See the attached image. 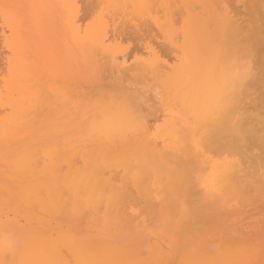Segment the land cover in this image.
<instances>
[{
    "label": "rangeland",
    "instance_id": "rangeland-1",
    "mask_svg": "<svg viewBox=\"0 0 264 264\" xmlns=\"http://www.w3.org/2000/svg\"><path fill=\"white\" fill-rule=\"evenodd\" d=\"M86 1L88 3L85 2V0H79V2H78V0H74V2L77 4V8L79 11L78 16L83 15V18H84V20L81 21L80 18L81 19H83V18L80 16L79 17L80 22L78 21V24L80 26H81V24L84 25V26H81V28L83 30H85L90 25L95 23V21L97 22L100 18L105 17V20H107V22L109 23V26L112 25L111 27H109V29H111L110 31H113L112 35H111V32L109 33V35L112 36V39L110 42L111 46L115 47L119 50H122L125 54L127 53L128 55H129L128 51L129 50L132 51L134 49L132 51V56H133L132 59L133 60L132 59L130 60V58L132 57L131 55H129V56L127 55L131 64L136 62V60L138 58H140L139 56L142 57V55H144L148 51H154V52L158 53V55L160 57L162 56L161 58L164 60H169V59L173 58L170 60V61H173L172 63H174V62L180 63L183 61V59H182L183 53L181 51H177V52H179V53H177L173 50L170 51V47L168 48L169 45H168L166 35H164L162 33L160 35V32L157 31L156 33H159L161 38L155 36L156 30L153 31L152 27H149V28L146 27L148 31H149V29L151 31V32L149 31L150 32L149 34L150 35L152 34L151 36H149L148 33H146L147 38L146 37L144 38V36H146V34H145L146 31L143 28H145V27L142 28L143 31H141L140 33H137V34H139L138 36H137V34L135 35V33L137 32L136 29H133L130 26H128V29H127V26L125 25L126 26V29H125L124 28L125 26L123 24H121V26L123 25L122 26L123 30H122V28L120 26H118L119 23H122V21H121L122 17L117 16L115 14L114 10H112V8L109 7L110 5L107 3V0H96L97 2L104 1L102 3L96 2V4H100V6L95 5V2H93L94 0L93 1L86 0ZM228 1L229 0H227L225 2V5L229 9V12L231 11L232 15H236L235 14L236 11L238 12L239 11L238 8H240V7L236 8V6H242V4L239 3L241 0H234L235 2H233L231 0L234 3V4H232L231 7H229V5H228L231 3V1L229 3H228ZM251 1H253V0H251ZM256 1H258V3H256ZM259 1L260 0H255L254 2H252L253 3L252 4L249 0L248 1L243 0L244 4H246V7L244 8L242 6L241 10H240V12L242 11V14H240V12H238L237 15H239V16L236 15L235 17L242 18V19L245 18L246 20H249L248 22L247 21L245 22V24L248 27V35L246 38L248 40H249V38L251 39V41L249 40V44L251 42H252V44L254 43L253 45L255 46V48L253 49L254 46H252V48H251V45H249L247 43V39L245 40V42H242V48H244V46H247L246 49L248 50V52H246V53H251L252 56L254 57V60H255V58H257L256 60L259 59L258 62L261 63V61L264 60L263 59L264 58L263 57L264 48H262V47H264L263 46V44H264V39H263L264 38V35H263L264 34V23H263L264 19L263 18L264 17H262L263 16L262 12H264V11L262 8H260L261 2H260V6H259ZM26 2H27V4L24 5V7H25L24 11L22 13H20L18 16V21L23 22L27 18L28 15H32L33 16L32 18L34 19L28 25L27 32L25 34H23V38L25 41L29 42L30 47L28 49L29 50L28 56H32V61H33L32 67H36L35 72L37 73V75L35 76V79L37 82L34 83V86L33 85L31 86V89L33 92L39 93L40 95H38V102L36 104L35 109H33V113L30 116V120L28 121V123L26 125L27 128H29V131L27 133L23 134L24 135L23 137L25 140L23 141L22 137L19 135L17 137L13 138V140H14V142H20V143L24 144V145H22V147H20V149H23V150H19L18 153H20V152L24 153L25 152V154L28 153V155H29V152H30L31 156L29 155V158L31 160H36V162L41 166V168H44L48 165L50 166V165L55 164V165L63 167L62 168V170H63V169H65V166L67 165L66 169L63 170L64 173H66L69 171V169L71 167L70 159L73 160L77 156L76 153L78 150H81L83 148V149L92 151L95 147L97 149V144L95 143L94 137L91 136L89 131H90V123L93 121V119H95L96 117L98 119L100 118L99 112L101 111L100 110L101 106L108 105L111 101H116L120 104H124L125 102H128L130 104H134L132 102H129V96L132 94H130V95L128 94L125 97V99H122V97L120 98L119 96L123 92V89H120L122 91L121 93H117V91L119 92V88H116L114 90L111 89L112 91L116 90L115 93L111 91L113 94H117L116 96L111 94L110 91H105L107 86L106 87L103 86V82L106 85H107V82L108 83L111 82V84L116 85L117 84V83H115L116 80L114 81L113 77L110 78L107 75H105L106 77L103 76V78L105 77L107 80L104 79L103 81H99V80L95 79L93 77V74L89 73V70L83 65V63H81V61H78V60L75 61V64H74L75 70L72 72L71 68H70L71 62H70L69 58H67L66 55L62 56L61 50L64 49V46L66 47V45H65L66 39L64 38V30H63V27L61 25H60V27L58 26L54 30H51L50 34L48 35V38L50 41H60V43L57 46H53L54 50L51 53V56L53 58L56 56H59V61H57L53 64L51 62H49L48 65H46V61L48 59V56H44V53L46 50L45 46L43 45L44 41H43L42 36L40 35V32H38V33L36 32V29H37V21L44 22L47 18L46 17L47 12H45L41 9H37L36 14H34L35 13L34 8L32 7V5L28 4V0H26ZM93 4L95 5V7L93 6ZM247 5L251 6V7L250 6L249 7L252 9L253 14L251 11H249L250 9H249V7H247ZM253 5H255L257 7H255V6L253 7ZM0 7H1L0 10L1 9L3 10V11L1 10V12H0V36H1L0 45L2 47V48H0V59L2 58L3 54L5 56V57L3 56L2 60H0V62L2 61L3 63H6V60L9 61V59H11V60L15 59L16 54L13 52L12 47L16 42L15 39H17V36L14 37L13 33L9 29V26L11 24L10 23L11 15L8 14V11L5 9V3L2 0H0ZM87 7L90 10H91V8L94 10H92L91 12H88L90 10ZM96 7H97V9H96ZM232 7H235L237 10L235 11V8H233L231 10ZM257 8L261 12H258V13L255 12V10ZM258 9L256 11H259ZM110 10H112V11H110ZM93 11H95V12L93 13ZM109 11H110V13H109ZM83 12H86V13H83ZM111 12H113L116 15V18H118V20L117 19H116V21L114 20L115 15L113 14L111 16ZM248 13H249V15H247ZM85 15H86V17L88 16L87 19H85L86 18ZM105 15H108V16H105ZM160 16L163 17L164 14L161 13ZM260 16L262 19L259 18ZM107 17L109 19H111L110 21H112V22H109V19H107ZM176 17L177 16H175L173 19H175ZM183 17L185 18L186 16L183 15ZM251 18H253V19H251ZM35 19H36V22H35ZM113 20H114V22H113ZM184 20L185 19H183V18L179 19V15L174 20V23L179 22V24L178 23L174 24V29L177 30V32H179V33L184 28ZM261 20H263V21H261ZM83 21H85L84 24H83ZM16 23H17V21H16ZM262 23H263V27L261 26ZM114 24H116V26H114ZM253 24H254V27L256 29H254L252 27ZM257 26L259 27V29ZM117 27H120L121 29H118ZM249 28L254 29L252 31V33L255 30H257L258 32L255 31L254 33H256V34H254V33L252 34L250 32L251 29L249 30ZM57 29H59V31ZM124 29H125V31H124ZM129 29H131L132 31L135 30L134 33L132 32V34H131V32H130L131 30H129ZM117 30H119L118 31L119 36H118V38H115L116 37L115 35H117L115 33H118V32H116ZM120 30L124 31V32H121ZM259 30L262 32L260 33ZM120 33H121V35H120ZM249 33L252 36L249 35ZM3 34H5L6 38H8L7 40L9 43H6L7 45H3L5 43L4 42L5 37H3ZM142 34L144 36H142ZM153 34H155L154 37H152ZM127 35H128V38H126ZM129 35H131V36H129ZM257 35L258 36L260 35V36L258 37ZM141 36L144 39L143 38L141 39L140 38ZM148 36H149V38H148ZM254 36H255V39H253ZM261 36H263V37H261ZM150 37H152V39L155 38V40L150 41V39H151ZM251 37H253V38H251ZM115 39H118V40H115ZM119 39H122V40H119ZM1 40H3V41H1ZM10 40H11V42H10ZM112 40H114V41L112 42ZM256 41H257V44L259 43L258 45H255ZM260 41L262 44L260 43ZM153 42H155V43L153 44ZM156 43H157V45H156ZM161 43L162 44L165 43L166 45H168V46H166L167 47L166 50H164L166 48L165 45H161ZM158 44H159V46H158ZM178 45L181 48L183 46V40H180ZM147 46H148V49H147ZM161 46H163V47H161ZM249 47H250V49H249ZM258 47H260V48L258 49V52L256 53L255 51H257L256 48H258ZM162 48L164 51V52L162 51L163 53H165V52L166 53L170 52V53H167V55H164L160 51V50H162ZM138 50H139V53H138ZM140 50H141V52H143V54H140L141 53ZM4 51H6V52H4ZM43 51H44V53H43ZM172 52H174V53H172ZM253 52L255 53V55H253ZM36 53H37V55L39 53L40 56H38V57L41 58L42 62L37 61V59L35 58ZM130 54H131V52H130ZM136 54H137V56H136ZM6 55L9 56L10 58H7ZM257 55H258V57H257ZM165 56H167V57H165ZM260 58H262V59L260 60ZM256 60L254 62L258 63ZM256 63H255V65H256ZM260 63L258 64L259 67H258V65L256 67L261 69L262 67H264V63L262 61V63H261L262 67H260ZM54 64H56V65H54ZM81 69H82V72L78 73ZM261 70L263 71V68ZM261 70L258 69V71H260V73H261ZM8 73H9L8 70H4L2 76L0 75V80H2L1 81L2 84H0V86H3V87H0V94L2 95V98L0 100H2V99H3L2 101L6 100L4 103L2 101H0V110L4 109V112H2V111H0V112H2V114L5 117H7V119L12 117V114H11L12 109L10 107L11 106L10 104L12 102L19 100V95L16 93H12V91L6 90L9 92L7 94H5L6 91L4 89H5V87L7 89H9L8 88L9 84H7V83L3 84V81L7 78H8V80L11 81V76ZM75 73H78V74H75ZM263 74H264V72H263ZM263 74L259 75V78H257L258 81H259V79L261 81L264 80ZM261 75H263V76H261ZM82 80H84L83 83L86 86H87V84L85 82L88 83V86L90 84L92 90H93V88L96 87V85H99V86H97L99 88L97 89V87H96L94 89L95 91H93V94H92V90H91V93L89 92V90H87L90 87L87 86L84 88L83 84H82L83 86L82 85L79 86V84H80L79 81L81 82ZM65 81H67V82L65 83ZM258 81H256V82L253 81V83L255 82L254 83L255 86L252 83V81H250L249 83H252L251 89H250V86L249 87L247 86L248 88H246V90L248 91V92L246 91L247 94L250 93V91H251V93L249 95L252 94L251 99H253V102H252L251 108H253L255 106L254 107L255 110L253 108L252 109L253 111L251 110L249 112L250 115L249 114L246 115V119H247V121L252 122L254 124L258 122V119H257L258 117L256 118V116H251L252 112H258L259 111L261 115H264V110H263L264 108H256L257 105H258V107H260L259 105L262 101L264 102V100H263L264 97L263 98L260 97L261 91L263 92L264 88L262 90L259 89L260 91L257 89V88H259V86H261V87H262V85L264 86V83L261 82L259 84ZM4 82H7V80ZM72 83H74L76 85L75 86L73 84L74 86H72V89L74 90V92L72 90H70ZM95 83H96V85H95ZM99 83L101 84V86H103L105 88L104 91L102 90L103 88L100 87ZM256 83L258 84V86ZM66 84L69 86H66ZM77 84H78V87H77ZM45 85H46V87H45ZM93 85L95 87H93ZM126 85H125V87H127ZM81 86L83 88H81ZM131 86H133V85H131ZM131 86L128 85L129 88ZM43 87H45V88H43ZM75 87L79 88V90H80V94L78 92L77 95H82L81 93L88 92V93H90L89 96L84 95V94H83V97L75 95V96H77L75 99V97H73L74 96L73 94L75 93ZM134 87L135 86H133V88H131V89H134ZM252 87L253 88L255 87L257 89L258 93L256 91H254L256 89L254 88V90H253ZM2 88H4V89H2ZM42 88L44 89L45 93L46 92L48 93V91H50L49 93H50L52 98H49V96H50L49 93L44 94L42 97L41 96ZM84 89H86V90H84ZM126 90H128V89H126ZM1 91L3 93H1ZM4 91H5V93H4ZM130 91L131 90H129V92ZM132 91H131V93L135 92V91L134 92H132ZM94 92H96L97 94H95ZM129 92H127V93H129ZM136 92H137V90H136ZM136 92L134 94H136ZM105 93L107 94L106 95L107 100L105 99L106 96L103 97ZM137 93H140L139 90ZM253 93L254 94L256 93L260 98L256 94H255L256 98L255 97L253 98V96H254ZM94 94L96 96L93 97ZM158 94L160 97H158V95H156L157 98H154V99L158 100V98H159L158 102H159L161 111L158 110L159 108L158 109L156 108V107H159V105L155 101H151V104H150L151 107L149 106L147 101L149 100V103H150V98L147 101H145V99L144 100L142 99L143 101L141 100L143 103L147 102L148 107L151 109V110L150 109H148V110L153 111L157 115V116H154L155 114L154 113L152 114V112L150 113V111H148V110L147 111L144 110V112L146 111L145 113L141 112L143 114L142 116L148 118L147 119V124L149 126L148 137L150 138L151 142L156 144V146L158 148H161V150L163 149L162 151L165 150L166 152H168V155L166 153V156L168 159H174V157L173 158H171V157L175 156L177 154V155L181 156L180 161L182 158L183 160L185 159L187 161V163L191 162L190 165L196 164V167L193 166V168H192L193 170H195L194 167L196 168V172L194 171V174H192L193 175V178H192V175H191L192 172L190 170L191 168L190 169L188 168L189 166H187V169L190 170V173H188L189 171H187V172L183 171L182 172V170H181V169H183V168H181V166L185 168L184 165L186 164V161H185L184 165H183V163H180V162L174 163V162H176L175 159H177V157H176L177 155H176L174 162H172L170 164V162L168 161L169 166H171L168 170V173H170V175L175 180H177V178H178L177 176L179 175L180 172H182V175L187 174L190 179L192 178L193 181H195L198 184V186H197V184H196V186L194 184L193 185L195 186L194 188L196 189V190L195 189L194 190L198 192V193L196 192V195H198V194H199V196L201 195L199 197V202H201V204L198 202V200H195V199H198L197 196H194L195 194L193 196L191 195V197L193 199L192 198L189 199V197H190L188 195V189L189 188L186 189L184 185H177L176 186V185H173L174 183H172V185H171L167 182H164L163 184H155L151 180H150V182H152V183H150V185L148 182L149 180L148 181L146 180L147 182L143 185L144 187L143 186L142 187L132 186V185H130V183L127 184V186L130 185L132 187V189H134L132 191L135 192L136 194L133 193L130 189H129L130 190L129 191L127 188H125V192H127V193H126V197L124 196L125 197L124 201H126L127 206H126V203L122 204L123 203L122 200H120V201L118 200L123 206L119 205V203H118L116 209H114V206H115L114 203L117 202V199L114 202H111V201H109L108 196H107V198H105L103 200V199H99L97 197L92 198V197L85 196V195H77L73 191L66 192V195H64V196L62 195V193L59 195L57 194V196H58V198H56L57 200L54 199L53 201H50L51 199L50 200L48 199L45 202V204H39V202H36L35 200H33V202H31V203H27L26 200L21 195L22 194V189H21L22 187H21L20 183H18L19 181H21L20 179H22V180L24 179L23 174L19 173L22 176L17 174L15 177L10 178L9 176L11 173L6 172L7 169L3 168L0 170V186H1V188H3L2 192H0L1 193V195H0V199H1L0 200V202H1V204H0V215L3 214L2 219H3V221L6 222V225L8 226V231H6L3 235V242L8 243V245L10 243H12L14 246L16 245L15 250H16L17 255L15 257V255L9 254L8 251H7V253L5 252V255H8V257L4 255V258H3V260H1L0 264H11V262H12V264H15V263L16 264H54V263L55 264H74V263L75 264H264V166H262L263 168L260 166V165H264V157L263 158L260 157L261 159L259 161V157H256L258 159V160H256V158L254 156L249 155V152L247 153V156H245L246 154L242 153L243 149L239 148V146L236 147V145H238V143H236V142H234V140L230 139V140H232L231 143L234 145V146H231L232 144L229 143L230 140L225 135H223L221 138H219L220 141L218 139L212 140L210 142L208 141L210 146H209V144H207L208 143L207 141H206V143H204V147L205 148L208 147L211 150L210 152H212V153H210V152L208 153L207 152V151H209V150H207L208 148L206 149L207 150L206 151L205 148H203V150H200L195 146V142L193 141V136L191 134H189L190 132L188 130L185 133V135L189 134L187 136V138L185 136L179 137L182 140H184V142H187V141L189 142L188 145H190V146L187 145L188 150L184 151L181 148V145L178 146V144L175 143V141L178 140V138H176L174 133H173V127H175L176 125L182 127V121H184L186 118L184 111H183L182 107H180V105H175V103L170 98H167L166 95L163 96L162 90ZM45 95L48 96L46 101H44L46 98ZM112 95L115 97H113ZM137 95H140V94H137ZM137 95H135V96H137ZM150 95H152V94H150ZM153 95H152V97H154ZM261 95L264 96V94H261ZM84 96L85 97L87 96V98L85 99ZM5 97L11 98V99L9 100V99H6ZM117 97H118V99H117ZM132 97H133V95L130 98H132ZM152 97H151V99H152ZM126 98H128V99L126 100ZM120 99H122V100H120ZM138 99H139V97L136 98V100H134V99H131V100L137 101ZM163 99H165V103H164ZM258 99H259V101H258ZM7 101H8V104L10 106L6 103ZM141 101L140 102L138 101L137 103L141 104L142 103ZM263 102H262L263 106L261 105L262 107H264ZM256 103H259V104H256ZM139 104H138V106H139V108H141L142 106ZM165 104L169 105V106H166ZM1 105H2V107H1ZM26 105H25L26 108H27V106L29 107V104L27 106ZM147 105H144V107L147 108L146 107ZM135 106H137V104ZM6 108H7V113L8 114L10 113L11 115H8L5 112ZM44 108L46 109L45 111H43ZM143 108H141L142 109L141 111H143ZM155 110H156V112H155ZM147 112H149V113H147ZM144 114L149 115V116L147 117ZM3 115H1V116L3 117ZM152 115L154 116V118ZM5 117H3V118H5ZM156 117H159V119H157ZM143 119H145V118H143ZM152 120H153V122H152ZM49 121L50 122L53 121L52 122L53 124L49 123ZM39 125H42V126L39 127ZM35 127H37L38 129ZM31 131H32V133H31ZM34 131H36V132H34ZM150 132H151V135H150ZM143 136H144L143 131L140 129L137 131L133 130L131 132L128 140L125 141L124 143L114 144V143H110V141L107 139H102L101 142H103L104 144L106 143L105 147H107L108 151L111 152V155L114 157V159H116V162L118 164H120V163H124L126 161L125 160L126 154L124 152L125 147H128L129 149L132 148L131 149L132 152L135 151L137 149L141 139L143 138ZM16 139H18V140H16ZM185 139L186 140L189 139V140L186 141ZM221 139L223 140V142H221L222 141ZM224 139L227 141L225 142ZM0 143H1V145L3 143V145H2L3 147L5 146V151H9V152L13 153V150H11L13 147L12 142H11L12 145H11V143L8 142V140L7 141L2 140ZM157 143H159V144L157 145ZM226 143L228 145H230L229 148L230 149L233 148V150L228 149L227 148L228 145L226 146ZM215 144L217 146H215ZM88 145H89V147H88ZM222 145L226 146V149L228 151L223 150V149H225V147ZM114 146H118L117 151H115L116 148ZM191 146H192V150H193L192 152L193 153H191V151H190V154H192L193 158L192 157L189 158L190 157L189 150H191V148H190ZM59 149H62V150H60V152H59L58 151ZM217 149H219V150H217ZM236 149H239V150L236 151ZM182 150L184 152H182ZM214 150H215V152H214ZM225 151H227L229 155L233 154V151H235L236 152L235 155L241 154L240 156L242 158H240V156H238V155H236V156L232 155L233 157H230L227 154V152H225ZM230 151H231V153H230ZM175 152H176V154H175ZM223 152H225V153H223ZM40 153H41V155H40ZM62 153H64V154H62ZM215 153H217V155ZM221 153H223L222 156H220ZM169 155H172V156L169 157ZM187 155H188V158H187ZM196 155H198V156H196ZM214 155H215V157H214ZM40 156H42V157H40ZM218 156H220V157H218ZM37 157L39 159H37ZM247 157L252 158V159H249ZM198 158H200V159H198ZM238 158L243 159V160H246V159L248 160L247 170L250 166L253 168V170L251 167H250L249 171L246 170V173L249 176H246L242 180V181H244L242 183L243 185H240V183L242 181L239 182L237 185H235L233 183H231V184L221 183L220 180L216 177L215 165L224 162L226 159H238ZM244 158H246V159H244ZM37 160H39V161H37ZM250 160H252V163ZM76 161L81 162V160L79 158ZM177 161H179V160L177 159ZM79 162L76 166H74L76 170L78 168V165L80 167ZM182 162H184V161H182ZM192 162H194V163H192ZM261 163H263V164H261ZM249 164H250V166H249ZM252 164H254V165H252ZM186 165H188V164H186ZM190 167H192V166H190ZM179 170H180V172H179ZM118 171L121 172V175H119ZM118 171L117 172H118L119 178L120 179L123 178L125 176L124 170L120 167L118 169ZM250 171H251V173H252V171L253 172L258 171V175L256 176V175H254L255 173H253L252 175H254V176H252V175H250ZM135 173H136V171H133L132 175H134ZM257 178L259 180L261 178L262 182H258L259 180ZM245 179L248 182L245 181ZM11 182H12V184H11ZM14 183H16L17 185ZM118 183L122 186L123 181H118ZM9 184L12 188H10ZM248 185H250V186L248 187ZM5 186H7V187L5 188ZM197 187H200L201 189H199ZM11 189H12V191H11ZM155 189H157V190H155ZM14 190H16V192L18 191L17 192L18 194L15 193ZM192 191L190 190V193ZM12 192L15 193V195ZM129 192H131V194L133 193L132 195H130V196H132V198H133V195L135 194L136 197L133 198V200H131L132 198L129 196ZM201 192L204 193V196L202 195ZM145 193L147 194V197L150 198L151 200L148 198L146 200ZM5 194L7 196H5ZM69 194H70V196H69ZM9 195L11 196V198L8 197ZM155 195H156V197H155ZM61 196H63V197H61ZM71 197H72V199H71ZM194 197H195V199H194ZM202 197H204V198H202ZM76 198H78V199H76ZM137 198H139L140 201ZM144 198L147 201V203L149 202L148 200H150L151 202L149 204H147L144 201ZM170 198L173 200H175V199H177V200L171 201ZM218 198H220V199H218ZM127 199L128 200L130 199L131 202H130V200H129V202H127ZM154 199H155V201H154ZM68 200H71V201H68ZM102 200L104 203H100V202H102ZM134 200H136V201H134ZM141 200H143L144 202ZM166 200H167V202H166ZM169 200L172 204H169L170 203ZM13 201L14 202L16 201V203L14 204ZM208 201H210V202H208ZM2 202H3V204H2ZM152 202H155L157 205L159 203L160 204L157 207L156 204L154 203V205L156 207H153ZM173 202L175 203L174 205L176 207L173 205ZM49 203H51V204H49ZM66 203L69 205H67ZM165 203H168V204L165 205ZM81 204H82L83 208L79 206ZM83 204H84V206H83ZM7 205L9 206L8 208H7ZM21 205L24 206L23 209L21 208L22 207ZM33 205H35V207ZM164 205H165V207H163ZM12 206L14 207V209ZM51 206H53V207H51ZM170 206H173L174 208H172ZM28 207H30L31 209L29 208V210L27 209L28 210L27 211L26 208H28ZM104 207H105V210H104ZM33 208L34 209L36 208V211H34ZM151 208H153V209H151ZM176 209L177 210L180 209V210H178V212L180 211L179 213H181V214H179L177 212L178 213L177 216L178 215L179 216L176 217V220H175L174 216L176 215V211H177ZM63 210L65 211V213H63L64 212ZM113 210H115L114 211L115 215H113V216H115V219L112 218L113 217L112 214L114 213V212H112ZM120 211H121V213H120ZM158 211H159V213H158ZM61 212H62V216L60 217L59 215H61ZM98 212L101 214L98 215ZM5 213H7V215ZM127 213H130L129 216ZM52 214H53V217L50 219L49 216H52ZM54 214L56 216L55 219H54ZM173 214H175V215H173ZM200 214L201 215L204 214L206 216H204L200 220H198L197 221L198 224H197V223H195L196 219H197L196 217L200 216ZM82 215L85 216L83 221H81V219L83 217ZM57 216H59L60 218L57 219L58 218ZM124 217H126V218H124ZM19 218H20V221H19ZM184 218H185V220H189L191 218L189 220L190 224L187 221L183 222ZM29 219L32 220L33 222L32 221L30 222ZM52 219H54V220L52 221ZM25 220H26V222H25ZM34 220H35V223H34ZM103 220H104V222H103ZM174 220L176 221L175 223H173ZM38 221H42V222H38ZM78 221H80V222H78ZM100 221H101V223H100ZM50 222H52V223H50ZM69 222H71V223H69ZM83 222H84V224H82ZM26 223L27 224L30 223L29 226H26ZM49 223H50V225H49ZM127 223L130 226V228L127 226L129 229L126 228ZM171 224H173V225H171ZM194 224L197 226L199 224L200 225L196 229V228H193V227H197V226H193ZM170 225L174 226L173 229L170 227ZM182 225H183V227H182ZM190 227L193 228L192 231H191L192 228L190 229ZM18 228H19V230H17ZM180 229H183V230H181L182 235L179 234L180 233L179 231L177 232V230H180ZM75 232H77V235L75 234ZM175 232H177L176 233L177 235L175 234ZM14 233H16V236L14 235ZM79 234L81 236H79ZM104 234H106L107 237H105L106 235H104ZM15 237H18V238H15ZM30 238H34L35 240H37L39 242H43V241L47 240V241L51 242L52 245H57L56 243H58L59 240H63V239L68 240L70 243L68 246L66 245L67 247L61 246V247H57V248L53 249L51 252V261L42 262V261H38V260L37 261L33 260V258H34L33 255L31 257L29 256V252L33 253V249L28 248V243H29ZM106 239H109V240H106ZM73 240L76 242H79V243L77 244L76 242H74V244H73ZM109 241H110V243H109ZM111 241L114 243H112ZM79 245H80V248L82 246V248H81L82 250L79 249ZM124 245H126V246H124ZM53 247H55V246H53ZM16 248L17 249L19 248V250H17ZM76 250H78V252L80 250L81 253H78ZM71 261H73L74 263Z\"/></svg>",
    "mask_w": 264,
    "mask_h": 264
},
{
    "label": "bare ground",
    "instance_id": "bare-ground-1",
    "mask_svg": "<svg viewBox=\"0 0 264 264\" xmlns=\"http://www.w3.org/2000/svg\"><path fill=\"white\" fill-rule=\"evenodd\" d=\"M2 1L5 3V9L8 11V14L11 15V17H10V23L11 24L9 26V29L13 33L14 37L17 36V39H15L16 42L12 47L13 52L16 54L15 59L14 60L9 59V61L6 60V63H3L2 61L0 62V75L2 76L4 70H8V72H9L8 74H10V76H11V81L8 80V78L4 80V81L7 80V82L3 81V84H6V83L9 84V87H8L9 89H7L5 86H4L5 89L4 88H2V89H4L5 91L9 90V91H12V93L18 94L19 100L12 102L10 104L11 105L10 106L8 104V101L11 98L5 97L6 99H9L6 103L12 109V113H11L12 117L11 118L7 119V117H5L2 114V112H4V109L0 110V111H2V112H0V142L2 140H4V141L8 140L9 143H11V142L13 143V147L11 149V150H13V153H11L9 151H5V146L3 147L2 146L3 143H2V145L0 143V170L3 168H6L7 169L6 172L11 173L9 176L10 178L15 177L19 173L23 174L24 179L23 180L20 179L21 181H19L18 183H20V185L22 187V188L20 187L22 189L21 195L23 196V198L26 200L27 203H31V202H33V200H35L36 202H39V204H45V202L48 199L49 200L51 199L50 201H53L54 199L57 200L56 199V198H58L57 194L59 195L62 193V195L64 196V195H66V192L73 191L77 195H85V196H89L92 198L97 197V198L103 199V200L105 198H107V196H108V199L111 202H114L117 199V202H116L117 204L114 203L115 204L114 209H116L118 203H119V205L126 203V201H124L125 197H126V193H127V192H125V188H127L128 190L130 189L132 191L134 189H132V187L130 185L136 186V187H142L148 180H149L148 181L149 185L152 182H154L155 184H163L164 182H167L171 185H172V183H174L173 185H176V186L177 185H184L186 189L189 188L191 191L193 190L192 191L193 193L191 192L192 193L191 194L190 190L188 189V195L190 196V197L188 196L189 199L192 198L191 195L193 196L195 194L194 196H197L198 199H195V197H194V199L198 200V202H199V197L201 195L200 196H199V194L196 195L197 191H195L196 189L194 187L196 186L197 183L195 181H193V179H192L193 178L192 174H194V171L196 172V168H195L196 164L190 165L191 162L187 163V161L185 159L183 160L182 158L180 161L181 156L177 155L176 152H175V154L177 156L176 155L175 156L177 157V159L179 161H177V159H175L176 157L172 156V155H169V157H171V156H172L171 158L174 157L176 162H174V159H168L166 156V153L168 155V152H166L165 150H164L165 152L162 151L163 149L161 150V148H158L156 146V144L151 142L150 138L148 137V135H149V126L147 124L148 118L142 116L143 114L141 112L145 113L148 109H150L147 105V102H148L149 106L151 104V101H155L159 105V102H158L159 98H158V100L154 99V98H157L156 95H158V97H160L158 93H160L161 90H162L163 96L166 95V97L170 98L175 103V105H180V107H182L184 114L186 116L185 120L182 121V127H180L178 125L173 127V133H174L175 137L178 138V140H176L175 143H177L178 146L181 145V148L184 151H187L188 146H190V145H188L189 142L187 141L189 139H187V140L185 139L187 142H184V140L179 138L181 136H183V137L185 136L187 138V136L189 134H191L193 136V141L195 142V146L198 149L203 150V148H205L204 143H206V141L210 142L212 140H217V139L220 141L219 138H221L223 135H225L226 137H228L229 140L232 139V140H234V142L238 143V145H236V147L239 146V148L243 149L242 153H245L246 154V155L244 154L245 156H247V153L249 152V155L254 156L255 158L259 157V161L261 159L260 157H262V158L264 157V115H261L259 111L258 112H252L251 116H256V118L258 117L257 118L258 122L255 124L247 121V119H246V115L249 114V112L255 107L254 106L253 108H251L252 102H253V99H251L252 94L249 95L251 93V91H250V93L247 94L248 91L246 90V88H248L250 86V89H251V84L253 83V81H255V82L258 81L257 78H259V75L263 74L264 67H262L261 63H262V61L264 63V60H262L260 63V62H258L259 59L256 60L257 58H255V60L258 63L254 62L255 60H254V57L252 56V54L246 53V52H248V50L246 49L247 46H244V48H242V42H245V40L247 39L246 37L248 35V27L245 24V22L246 21L248 22L249 20H246L245 18L244 19L237 18L235 16L238 14V12H240L242 6L244 8L246 7V4H244L243 0H241L239 2L240 4H242V6H236V8L240 7V8H238L239 9L238 12L236 11L237 9L235 7L231 8V10L233 8H235V11H236L235 14L236 15H232L231 11L229 12V9L225 5V2L227 0H107V3L110 5L109 7L112 8V10H114L115 14L117 16L122 17V20H121L122 23H119L120 25L118 24V26H120L122 28L123 25L124 26L126 25L127 29H128V26L132 27L133 29H136L137 32L135 33V35L137 33H140L141 31H143L142 30L143 27H145V28L146 27H148V28L152 27L153 31L156 30L155 33L157 31H159L160 35H161V33L166 35L169 46L166 45L165 43L164 44L161 43V45H165V47L168 46V48L170 47V51L171 50H173L175 52L181 51L183 53V58H182L183 61L182 62L172 63L173 61H170V60L173 58L169 59L170 58L169 54H168L169 60H164L161 58L162 56L160 57L158 55V53H156L154 51H148L147 53L144 52L146 55L144 54V55H142V57L139 56L140 58H138L136 60V62H134L132 64L130 63V60L133 58L132 51L134 49L132 51H130V50L128 51L129 55L132 56V57L130 56L131 58L129 60V58H128L129 55L127 53L125 54L122 50H119V49L111 46L110 42H111L112 36H110L109 33L111 32V35H112L113 31H110L111 29H109V27H111L112 25L109 26V23L107 22V20H105V17L100 18L97 22L95 21V23H93L88 28L83 30L81 28V26H84V25L81 24V26H80L78 24L79 17L81 16L83 18V15L78 16L79 11L77 8V4L74 2V0H28V4L32 5V7L34 8V11H35L34 14H36L37 9H41V10L47 12L46 20L44 22L37 21V29H36V32L37 33L40 32V35L42 36L43 41H44L43 45L45 46V49H46L45 53L46 54L44 53V51H43V53H44V56H48V59H47L48 62L46 61V65H48L49 62H51L53 64V63L59 61V56H56L53 58L51 56V53L54 50L53 46H57L60 43V41H50L48 38V35L50 34L51 30H54L55 28H57L58 26L60 27V25H61L63 27V30H64V38L66 39L65 45L67 47L66 48L64 46V49L61 50L62 56L66 55L67 58H69V60L71 62L70 68H71L72 72L75 70L74 69L75 68V66H74L75 61H77V60L81 61V63H83V65L89 70V73L93 74V77L95 79H97L99 81H103L104 79H106L105 75H107L110 78L113 77L114 81L116 80L115 83H117V84L116 85L114 84L115 86L113 84H111V82H109L110 84L107 82V85L103 82V86H105V87L107 86L106 89L103 86H101V84L99 83L100 87L103 88L102 89L103 91L105 89V91H110V93L113 94L112 92L115 93L116 90L112 91L111 89L114 90L116 88H119V92L117 91V93H121L122 91L120 89H123V92L121 93V95L119 94L120 95L119 97L120 98L122 97V99H125V97L128 94L133 95L132 98H130L132 95L129 96V102H132L134 104H130L128 102H125L124 103L125 105H124V104H120L116 101H111L108 105L101 106V109H100L101 111L99 112L100 118L98 119L96 117L95 119H93V121L90 123V131H89L91 136L94 137L95 143L97 144V149L95 147L92 151H89V150H86L83 148H82L83 150L82 149L78 150L76 153L77 156L74 158L75 160L70 159L71 167L69 166L70 169L66 173H64L63 170L66 169L67 165L65 166V169H63V170H62L63 167L55 165V164L50 165V166L48 165L44 168H41V166L36 162V160H31L29 158V155L31 156L30 152H29V155H28V153L25 154V152L24 153L23 152L18 153L19 150H23V149H20V147H22V145H24V144L20 143V142H14V140H13V138L17 137L18 135L22 137L23 141L25 140L23 137L24 136L23 134H25L29 131V128H27L26 125H27L28 121L30 120V116L33 113V109H35V107H36V104L38 102V95H40V94L33 92L31 89V86L32 85L34 86V83L37 82L35 79V76L37 75V73L35 72L36 67H32V62H33L32 56H28V54H29L28 49L30 47L29 42L25 41L23 38V34H25L27 32L28 25L32 22V20H34L32 18L33 16L28 15L27 18L23 22L22 21L19 22L18 16L20 13H22L24 11V9H25L24 5L27 4L26 0H2ZM90 1H93V0H90ZM230 1L231 0H229L228 3ZM232 1L235 2L234 0H232ZM232 1L230 4H228L229 7H231L232 4H234ZM249 1L252 3L255 0H253V1L249 0ZM78 2H79V0H78ZM85 2H87V1L85 0ZM93 2H95V5L100 6V4H96V2H97L96 0H94ZM100 2L102 3L104 1H100ZM100 2H97V3H100ZM260 2H261L260 8H262L264 11V0L259 1V6H260ZM256 3H258V1H256ZM95 5L93 4L94 7H95ZM249 6L250 5H247V7H249ZM254 6L255 5H253V7ZM250 7H249V9H250L249 11L252 12V9ZM255 7H257V6H255ZM96 9H97V7H96ZM1 10H0V12H1ZM92 10H94V9L91 8V10L88 12H91ZM112 10H110V11H112ZM256 10H255V12H257V13L261 12L259 9H258L259 11H256ZM110 11H109V13H110ZM94 12L95 11H93V13ZM83 13H86V12H83ZM161 13L164 14L163 17L160 16ZM262 13H263L262 17H264V12H262ZM113 14L114 13L111 12V16ZM240 14H242V11L240 12ZM252 14H253V12H252ZM86 15H85V17H86ZM116 15L114 17L115 21H116V19L118 20V18H116ZM178 15H179V19H181V18L185 19L184 20V28L180 33L174 29V24H177V23L179 24V22L174 23V20L178 17ZM183 15H185L186 17L184 18ZM247 15H249V13ZM105 16H108V15H105ZM175 16H177V17L175 19H173ZM237 16H239V15H237ZM87 18H88V16L85 19H87ZM259 18L262 19L261 16ZM107 19H109V18L107 17ZM251 19H253V18H251ZM80 20L82 21V20H84V18L83 19L80 18ZM110 20L111 19H109V22H112ZM114 20H113V22H114ZM16 21H17V23H16ZM85 21H83V24ZM261 21H263V20H261ZM35 22H36V19H35ZM263 23H264V21H263ZM263 23L261 25L262 27H263ZM121 24H123V25L121 26ZM114 26H116V24H114ZM126 26L124 27L125 29H126ZM120 27H117V28L121 29ZM252 27L254 29H256L254 27V24L252 25ZM145 28H143L146 31L145 34L148 33V35L151 36L152 34L151 35L149 34L151 32L150 29H149V31H150L149 32L147 30V28L146 29ZM125 29H124V31H125ZM250 29L251 28H249V30ZM254 29H251L250 32L252 33V31ZM258 29H259V27H258ZM57 30L59 31V29H57ZM122 30H123V28H122ZM129 30H131V29H129ZM118 31L119 30H117L116 32H118ZM124 31H121V32H124ZM134 31L131 30L130 31L131 34H132V32L134 33ZM255 31H257V30H255ZM261 32L262 31H260V33ZM115 34H117V35H115L116 36L115 38H118L119 32L115 33ZM254 34H256V33H254ZM120 35H121V33H120ZM138 35L139 34H137V36ZM154 35L155 34H153L152 37H154ZM160 35H159V33H156L155 36L160 37ZM249 35H251V34L249 33ZM129 36H131V35H129ZM142 36H144V35L142 34ZM142 36L140 37L141 39L143 38ZM149 36H148V38H149ZM3 37H5L4 38L5 43L3 45H7L6 43H9L7 40L8 38H6L5 34H3ZM145 37L147 38V34H146V36H144V38ZM152 37H150L151 38L150 41L155 40V38L152 39ZM261 37H263V36H261ZM0 38H1V36H0ZM126 38H128V35ZM251 38H253V37H251ZM253 39H255V36ZM115 40H118V39H115ZM119 40H122V39H119ZM180 40H183V46L181 48L178 45ZM249 40L251 41L250 38H249ZM249 40L247 39L248 44H249ZM1 41H3V40H1ZM113 41L114 40H112V42ZM10 42H11V40H10ZM154 43L155 42H153V44ZM255 43H256L255 45L259 44V43L257 44V41ZM260 43H261V41H260ZM253 44H252V42L249 44V45H251V48H252V46H254ZM156 45H157V43H156ZM158 46H159V44H158ZM263 46H264V44H263ZM161 47H163V46H161ZM0 48H2L1 45H0ZM254 48H255V46L253 47V49ZM259 48L260 47L256 48V50H257V51H255L256 53L258 52ZM262 48H264V47H262ZM147 49H148V46H147ZM166 49H167V47L164 50H166ZM249 49H250V47H249ZM141 50H140V52H141ZM160 51L162 52L163 48ZM4 52H6V51H4ZM130 52H131V54H130ZM138 53H139V50H138ZM165 53H163V54L167 55V53H170V52H167L166 54ZM172 53H174V52H172ZM177 53H179V52H177ZM263 53H264V51H263ZM140 54H143V52H141ZM253 55H255L254 52H253ZM3 56H4V54H3ZM3 56H2V58H3ZM38 56H40L39 53H38V55L36 53L35 58L37 59L38 62H42L41 58H39ZM136 56H137V54H136ZM165 57H167V56H165ZM257 57H258V55H257ZM263 57H264V54H263ZM2 58L0 60H2ZM7 58H10V57L7 56ZM261 59L262 58H260V60ZM255 63H256V65H255ZM259 63H260V67L263 68V71L261 70L262 68L260 69V68L256 67ZM54 65H56V64H54ZM258 67H259V65H258ZM258 69L261 70V73H260V71H258ZM80 72H82V69L78 73H80ZM78 73H75V74H78ZM263 75H261V76H263ZM103 76H105V77L103 78ZM263 78H264V76H263ZM84 80H82L81 82L79 81V83H80L79 86L83 84L84 86L83 85L82 86L85 88L88 86V83L85 82L87 84V86H86L83 83ZM1 81L2 80H0V82ZM250 81H252V83H249ZM66 82L67 81H65V83ZM258 82H259V84L261 82L264 83V80L261 81L259 79ZM0 84H2V82ZM73 84L74 83L71 84L70 90H72L74 92V90L72 89V86H74L75 84L74 85ZM95 85H96V83H95ZM125 85L127 87H125ZM128 85L129 86L133 85L135 87H134V89H131V88H133V86H131L129 88ZM66 86H69V85L66 84ZM82 86H81V88H83ZM97 86H99V85H96V87ZM254 86H255V84H254ZM257 86H258V84H257ZM0 87H3V86H0ZM45 87H46V85H45ZM45 87H43V88H45ZM77 87H78V84H77ZM88 87H90V88H88V89L86 88V89L89 90V92L91 93L92 89H91L90 84ZM93 87H95V86L93 85ZM260 87L261 86H259V88H257V89L262 90L264 88L263 85L261 88ZM43 88H42V93H41L42 97L44 94L47 93V92L46 93L44 92ZM95 88H93L92 94H93V91H95L94 90ZM98 88L99 87H97V89ZM254 88H253V90H254ZM77 89L79 90V88L75 87V93L73 94L74 96L72 95L73 97H75V99L77 96L83 97V94L87 95V96H89V94H90L88 92H84V93H81L82 95H77L78 92L80 94V90L78 91ZM86 89H84V90H86ZM126 89H128V90H126ZM257 89L254 91L257 92ZM129 90H131V91L133 90L132 92H134V91L136 92V90L138 92V90H139L140 93L136 92V94H134L135 92L131 93V91L129 92ZM5 91H4V93H5ZM9 91H6L5 94H7ZM49 92L50 91H48V93ZM127 92H129V93H127ZM1 93H3V92L1 91ZM94 93L97 94L96 92H94ZM95 94L93 95V97L96 96ZM137 94H140V95H137ZM150 94H152V95L154 94L153 95L154 97H152V95H150ZM255 94H254L253 98L254 97L256 98L257 94L256 95ZM261 94H264V89H263V92L261 91ZM261 94H260V97L263 98L264 96H262ZM49 95H50V93H49ZM75 95H77V96H75ZM106 95L107 94L105 93L103 97H105ZM113 95L116 96L117 94H113ZM135 95H137L139 97V99L137 101H134V100H136V98H138ZM87 96L86 97L84 96L85 99L87 98ZM115 96H113V97H115ZM47 97L48 96H46L44 101H46ZM151 97H152V99H151ZM1 98H2V95L0 94V99ZM49 98H52L51 95L49 96ZM149 98H150V103L148 100ZM105 99L107 100V96ZM117 99H118V97H117ZM122 99H120V100H122ZM127 99L128 98H126V100ZM131 99H134L133 100L134 102ZM142 99L143 100L145 99V101H147V100L148 101L143 103ZM165 99H163L164 103H165ZM2 100H0V101H2ZM5 101L6 100H4L2 102L4 103ZM138 101L139 102L141 101L142 103L139 104V103H137ZM258 101H259V99H258ZM262 102L259 105L260 107H258V105H257L256 108H264V107H262L263 106ZM26 104L27 105L29 104V107ZM136 104H137V106H135ZM138 104L142 106L141 108H143L144 105H147L146 106L147 108L144 107L143 111H141L142 109L139 108ZM256 104H259V103H256ZM25 105L27 106V108L25 107ZM166 106H169V105H166ZM1 107H2V105H1ZM156 108L157 109L159 108L158 110L161 111L160 105H159V107H156ZM5 110H6L5 112L7 113V108ZM45 110L46 109L44 108L43 111H45ZM144 110H146V111L144 112ZM150 110H148V111H150ZM254 110H255V108H254ZM151 112H152V114L154 113L153 111H150V113ZM155 112H156V110H155ZM147 113H149V112H147ZM11 114L9 113L8 115H11ZM1 115H3V117H5V118H3ZM144 115H146V114H144ZM146 116L148 117L149 115H146ZM154 116H157V115L155 114ZM154 116H153V118H154ZM143 118H145L146 120ZM156 118L159 119V117H156ZM52 122L49 121V123H52ZM152 122H153V120H152ZM40 126H42V125H39V127ZM35 128H37V127H35ZM140 129L143 131L144 136L141 139L137 149L132 152V150H131L132 148L129 149L128 147H125L124 152L126 154V159H125L126 161L124 163L118 164L116 162V159H114V157L111 155V152L108 151V148L105 147L106 143L104 144L103 142H101V140L107 139L110 141V143H114V144L124 143L125 141L128 140V138H129V136L133 130L137 131ZM187 130L190 133L185 135ZM34 132H36V131H34ZM31 133H32V131H31ZM150 135H151V132H150ZM16 140H18V139H16ZM232 140H230V142L229 141L228 142L231 143ZM224 141L226 142L227 140L224 139ZM209 142L207 144H209ZM221 142H223V140ZM12 143H11V145H12ZM158 144L159 143H157V145ZM224 145H222V146H224ZM227 145L228 144L226 143V146ZM209 146H210V144H209ZM215 146H217V145L215 144ZM226 146H224L225 149H223V150H227ZM229 146L230 145H228V147H227L228 149H230ZM231 146H234V145L232 144ZM88 147H89V145H88ZM114 147L116 148L115 151H117L118 146H114ZM190 148H191V150H189V154H190V151H191V153H193L192 152L193 151L192 146ZM207 148H205V150ZM219 149H217V150H219ZM231 149L233 150V148H231ZM60 150H62V149H59L58 151L60 152ZM183 150H182V152H184ZM207 150H209V151H207ZM207 150L206 151L208 153L211 151L209 148ZM237 150H239V149H236V151ZM227 151H225V152H227ZM214 152H215V150H214ZM225 152H223V153H225ZM210 153H212V152H210ZM223 153H221L220 156H222ZM230 153H231V151H230ZM235 153L236 152L233 151V154L229 155L227 152V154L230 157H233L232 155H234V156L238 155V154L235 155ZM62 154H64V153H62ZM215 154L217 155V153H215ZM40 155H41V153H40ZM188 155H187V158H188ZM240 155H238V156H240ZM196 156H198V155H196ZM220 156H218V157H220ZM40 157H42V156H40ZM191 157L193 158L192 154H190L189 158H191ZM214 157H215V155H214ZM78 158L81 160V162L76 161V160H78ZM240 158H242V157L240 156ZM240 158H238V159H226L225 161L223 160L224 162L215 165L216 177L220 180L221 183H223V184L224 183L225 184L233 183V184L237 185L246 176H249L246 173L248 160L246 158H244L246 160H243ZM247 158H249V157H247ZM37 159H39V158L37 157ZM198 159H200V158H198ZM249 159H252V158H249ZM256 160H258V159L256 158ZM37 161H39V160H37ZM168 161L170 162V164L172 162H174V163L180 162V163H183V165L185 164V161H186V164H188V165H186V164L184 165L186 169L181 166V168H183L181 170H182V172L183 171H186V172L189 171L188 173H190V170H191L192 178L190 179L187 174L182 175V172H180V170H179L180 173L177 176L178 177L177 180H175L170 175V173H168V170L171 167V166H169ZM182 161H184V162H182ZM250 161L252 163V160H250ZM78 162L80 164V167L78 165V168L76 170L74 166H76L78 164ZM192 163H194V162H192ZM261 164H263V163H261ZM252 165H254V164H252ZM187 166H189L188 168L189 169L191 168V169L190 170L187 169ZM190 166H192V167H190ZM193 166H195L194 167L195 170L192 169ZM249 166H250V164H249ZM260 166L262 167L264 165H260ZM120 167L125 172V176L121 179L119 178V175H121V172L118 171V169ZM250 167L248 168L247 171H249ZM252 170H253V168H252ZM117 171L119 172V175H118ZM133 171H136V173L134 175H132ZM253 173H255L254 175H256V176L258 175V171H256V172L252 171V173L250 171V175H252ZM254 175H252V176H254ZM20 176H22V175H20ZM150 180L152 182H150ZM118 181H123L122 186L119 184L120 182L118 183ZM245 181H247V180L245 179ZM243 182L244 181H242L240 183V185H243L242 184ZM258 182H262L261 178ZM129 183H130V185L127 186V184H129ZM11 184H12V182H11ZM14 184H16V183H14ZM9 186H10V184H9ZM197 186H198V184H197ZM249 186L250 185H248V187ZM6 187L7 186H5V188ZM10 188H12V187L10 186ZM197 188L201 189L200 187H197ZM2 190H3V188H1V186H0V192H2ZM155 190H157V189H155ZM11 191H12V189H11ZM14 191H15V193L18 192V191L16 192V190H14ZM15 193H13V194L15 195ZM133 193H135V192H133ZM6 194H5V196L8 195V194L7 195ZM132 194H131V192H129V196ZM135 194L133 195V198L136 197ZM0 195H1V193H0ZM145 195H146L145 197L147 200V198H148L147 194L145 193ZM202 195L204 196V193H202ZM63 196H61V197H63ZM69 196H70V194H69ZM8 197L11 198L10 195ZM130 197L132 198V196H130ZM155 197H156V195H155ZM133 198L131 200H133ZM202 198H204V197H202ZM71 199H72V197H71ZM76 199H78V198H76ZM137 199H139V198H137ZM148 199H150V198H148ZM218 199H220V198H218ZM103 200L100 203H104ZM118 200L119 201L122 200L123 203L121 204ZM129 200L127 199V202H129ZM131 200H130V202H131ZM146 200L144 198V201L147 203ZM150 200H148L149 202L147 204H149L151 202ZM175 200H177V199H175ZM175 200L171 199V201H175ZM68 201H71V200H68ZM134 201H136V200H134ZM139 201H140V199H139ZM141 201H143V200H141ZM154 201H155V199H154ZM166 202H167V200H166ZM169 202H170V200H169ZM208 202H210V201H208ZM13 203L15 204L16 201L15 202L13 201ZM154 203L155 202H152L153 207H156V206L158 207V205L160 204L159 203L157 205L155 203L156 204V206H155ZM199 203L201 204V202H199ZM0 204H1V202H0ZM2 204H3V202H2ZM49 204H51V203H49ZM167 204L168 203H165V205H167ZM169 204H172V203L170 202ZM174 204L175 203L173 202V205ZM67 205H69V204H67ZM165 205L163 207H165ZM33 206L35 207V205H33ZM79 206L82 207V204ZM83 206H84V204H83ZM126 206H127V203H126ZM8 207L9 206L7 205V208ZM23 207L24 206H22L21 208L23 209ZM51 207H53V206H51ZM170 207L174 208L173 206H170ZM29 208L30 207L26 208V210L27 209L29 210ZM36 208L35 209L33 208L34 211H36ZM13 209H14V207H13ZM151 209H153V208H151ZM104 210H105V207H104ZM178 210H180V209H178ZM178 210L176 211V215L173 214V215H175L174 216L175 220H176V217L179 216V215L177 216V214L180 212V211L178 212ZM114 211L115 210H113L112 212H114ZM62 212H61V215H59L60 217L62 216ZM63 213H65V211ZM120 213H121V211H120ZM158 213H159V211H158ZM5 214L7 215V213H5ZM100 214L101 213L98 212V215H100ZM127 214L129 216L130 213H127ZM179 214H181V213H179ZM113 215H115V212L112 214V216ZM202 215L200 214V216H197L196 222L195 221L194 222L198 224L197 221L200 220L202 217L206 216L204 214H202ZM2 216H3V214L0 215V262H1V260H3L5 252L7 253V251L9 254L15 255V257L17 255L16 250H15L16 245L14 246L12 243H10L8 245V243L3 242V235L6 231H8V226L6 225V222L3 221ZM59 216H57L58 217L57 219L60 218ZM49 217L51 219L53 217V214H52V216H49ZM55 217L56 216L54 214V219H55ZM84 217L85 216L82 217L81 221L84 220ZM112 218L115 219V216H113ZM124 218H126V217H124ZM54 219H52V221ZM175 220L173 221V223L176 222ZM189 220H185V218H184L183 222L187 221L190 224ZM19 221H20V218H19ZM31 221L32 220H30V222ZM25 222H26V220H25ZM38 222H42V221H38ZM78 222H80V221H78ZM103 222H104V220H103ZM34 223H35V220H34ZM50 223H52V222H50ZM50 223H49V225H50ZM69 223H71V222H69ZM100 223H101V221H100ZM29 224L26 223V226H29ZM82 224H84V222ZM171 225H173V224H171ZM171 225H170V227L173 229L174 226H171ZM183 225H182V227H183ZM199 225L197 226L194 224L193 226H197V227H193V228L197 229L199 227ZM127 226L130 228L128 223L126 225V228H128ZM191 228L192 227H190V229ZM193 228L191 229V231L193 230ZM17 230H19V228ZM181 230H183V229L177 230V232L179 231L180 232L179 234L182 235ZM177 232H175V234ZM75 234L77 235V232H75ZM80 234H79V236H81ZM14 235L16 236V233H14ZM104 235H106V234H104ZM105 237H107V235ZM15 238H18V237H15ZM106 240H109V239H106ZM74 242H76V241L73 240V244H74ZM69 243L70 242L68 240L63 239V240H59V242L56 243L57 245H52L51 242H49L47 240L43 241V242H39V241L35 240L34 238H30L29 243H28V248L33 249V253L29 252V256L31 257L33 255L34 256L33 260H35V261H37V260L42 261V262L51 261L52 250L57 248V247H61V246L63 247L66 245L68 246ZM76 243L78 244L79 242H76ZM109 243H110V241H109ZM112 243H114V242H112ZM53 246H55V247H53ZM124 246H126V245H124ZM19 248L18 249L16 248V249L19 250ZM81 248H82V246H81ZM81 248L79 245V249H81ZM76 251L78 252V250H76ZM78 253H81L80 250ZM5 256L8 257V255H5ZM71 262H73V261H71ZM11 264H12V262H11Z\"/></svg>",
    "mask_w": 264,
    "mask_h": 264
}]
</instances>
